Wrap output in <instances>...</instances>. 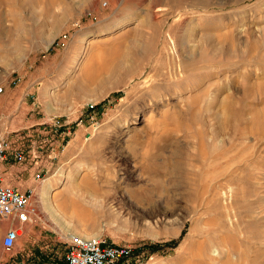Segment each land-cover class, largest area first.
<instances>
[{"label":"rangeland","instance_id":"374dc122","mask_svg":"<svg viewBox=\"0 0 264 264\" xmlns=\"http://www.w3.org/2000/svg\"><path fill=\"white\" fill-rule=\"evenodd\" d=\"M71 1L64 13L56 0H0V132L50 166L40 179L53 196L45 215L31 196L38 215L15 243L40 248L23 264H55L70 233L127 246L113 264H264V125L252 126L264 107V0ZM186 31L193 50L204 37L221 48L214 109L235 112L207 157L197 155L216 126L207 95L193 104L204 123L185 103L196 92L170 116L129 114L161 74L173 77V61L188 62L187 77L208 65L206 51L186 60ZM141 37L147 54L132 55ZM120 55L133 67L107 75Z\"/></svg>","mask_w":264,"mask_h":264},{"label":"bare ground","instance_id":"6f19581e","mask_svg":"<svg viewBox=\"0 0 264 264\" xmlns=\"http://www.w3.org/2000/svg\"><path fill=\"white\" fill-rule=\"evenodd\" d=\"M84 1H85V3H89L91 6L95 7L97 0H84ZM52 2H53V0H52ZM55 3L62 8L64 13H68L73 8V4H72L71 0H65V1L64 0H56ZM61 15H63V14H61ZM57 19H59L58 14H56L54 16V20H57ZM181 40H182L181 43L183 45L182 51L185 52V54L187 56L186 57L187 61H190L188 58H192V56H194V55L197 56L198 60H200L201 52L206 51L205 55L207 56V58L204 60L208 61V65L207 66H204V65L199 66L200 68L197 70H195V66H193L194 70L193 69H192L193 71L191 70L192 75L187 77V67H188L187 63L188 62H186V61L181 62V60H180V62H178L179 64L177 65V64H175L176 62L173 61L172 64L170 63L168 66L169 69L172 70L174 73L173 77L172 76L167 77V76H165V74H161L156 80H154L150 85H148L146 91L140 94L141 96L139 95V99H140V97L142 98V94L146 95V99H145L146 103H144L142 105V103H140V100L137 98L135 101V103L137 105L134 104L133 106H131L129 108V114H138L139 110H141L140 112L145 111V112H148L150 114H155L156 111L161 112V110L166 109V110H163L161 112V115L166 114L165 116H170L171 114L167 115V113H169V109H171L170 104L171 105L177 104L180 100L185 98V97H183V94L186 92H188V93L189 92H191V93L196 92L195 94H193V97L189 98L185 103L187 104L189 102V105H187V106H190V107H188V108L192 107L191 110H192L193 120L196 122H201L202 121V118H201L202 115H201V117L199 115L200 109L197 110V112H195L194 110L198 109L199 107L196 105L197 108H193V107H195V106H193V104H195V103L197 104V102L199 103L200 99L202 100L204 98V96L207 95V97H208L206 100V105H208L207 111H209L210 117L215 120L216 126H214L210 131L208 130V132H206V136L208 135L207 139H205V137L202 138V135H201V140L199 139L200 140V154H197L198 156L200 155L201 157H207L210 154L214 155L218 151V148H219V146H217V144H218L217 142H219V139H217L218 133L221 130L223 131V129H229V127L231 126L232 116L235 113L232 106L230 108L228 107V109H226V111L223 109L225 111V114H220L223 111L218 112V110L217 111L215 110L216 109L215 106L218 104L217 103L218 102V86L213 81H214V77L216 76V73H217L216 72L217 67H218L217 66L218 65L217 57H218L219 51H221V48L218 49L217 45L210 39V37H204L201 39V41H202L201 44L197 45L196 48L193 50L192 47H190L192 45L190 43H188L189 41L190 42L197 41V39H195L192 36V32L191 33L187 32V31L184 32ZM225 40H227V38H225ZM149 44H150V41L148 39H145L142 37H141V40L136 39L135 43L130 44L131 45L130 46L131 54L136 55V56H145L147 54ZM194 47H195V45H194ZM128 48H129V46H128ZM229 52H230L229 49H227V50H224L222 53H227L229 55L230 54ZM122 55H124V54H122ZM122 55H120L118 57V59H116L113 62V65L106 72L107 75L113 74V75L120 76L124 73H128V70L133 67V66H130V68H129V66H124V62H123L124 56H122ZM202 61H203V59H202ZM190 62L192 64V61H190ZM203 69H205L206 74L201 72V71H203ZM206 76L208 77V80L210 81L209 84L207 85V87L205 85L203 86V83H204L203 81L206 78ZM98 82L101 84H104L105 83L104 77L100 78ZM263 84H264V82H263ZM263 92H264V85H263ZM246 93L249 94L250 91L249 92L247 91ZM172 95H174V97H173L175 99V100H173L174 102L171 101ZM210 98H211V101L209 100ZM203 101H205V100H203ZM229 103L231 105V102H229ZM191 110H190V112H191ZM184 114H186V113H184ZM254 114L258 117H255V120H253L254 122L252 121L253 122L252 126H254V125L263 126L264 125V107L261 110H258L256 112L254 111ZM238 116L241 117V114ZM162 118H164V117H162ZM171 118L173 119V117H171ZM259 118H260V120H259ZM252 119H254V118H252ZM169 120H170V117H169ZM188 120L190 121V119H188ZM162 121H164V120H162ZM154 126H155V124H154ZM195 129L197 131V128H195ZM201 129L203 130V128H201ZM202 130H200V131H202ZM203 132H204V130H203ZM164 133L161 131V133H159L158 137L164 138V137H167V135H169L168 134L169 132H166L165 134ZM198 135H199V133H198ZM31 196H32V193H31ZM49 198H52V197H49ZM36 214L37 213L35 212V209H34V215H36ZM69 235L72 236L71 233Z\"/></svg>","mask_w":264,"mask_h":264},{"label":"built area","instance_id":"2783aa9c","mask_svg":"<svg viewBox=\"0 0 264 264\" xmlns=\"http://www.w3.org/2000/svg\"><path fill=\"white\" fill-rule=\"evenodd\" d=\"M8 144L6 137L0 133V162L4 158ZM13 155L17 161L22 159V153L19 150H15ZM33 217L31 190L19 191L15 187L4 184L0 179V221L18 222L17 225L7 228L1 236V247L7 251L11 250L21 234L22 225L31 224ZM129 252L130 249L124 245H111L94 237L72 235L66 241L63 264H113L126 257Z\"/></svg>","mask_w":264,"mask_h":264},{"label":"crops","instance_id":"0c3cea01","mask_svg":"<svg viewBox=\"0 0 264 264\" xmlns=\"http://www.w3.org/2000/svg\"><path fill=\"white\" fill-rule=\"evenodd\" d=\"M15 150H19L22 153V159L20 161H17L14 158L13 153ZM36 156H39V154H35L34 151H26L23 148H20L19 145L8 144V148L6 150L4 158L0 162V179L4 184L15 187L19 191L23 192L31 190L34 202L39 208L41 206V200H43L44 214L45 209L49 207L50 200L53 199L49 197L53 196L48 180L46 179L44 181V179H40V172L42 170L48 171L50 169V166L46 163L42 164L40 161L36 162L34 160ZM36 175H38V177H36ZM12 224L13 220H10V222L8 223H3V232H5L6 228ZM37 245L38 243L33 239H28V241H25L23 243V246H21V243H15L10 252L7 251L5 252L4 256H0V263L4 264L6 261H8L7 264H23V261L29 258L28 253L31 249L40 248ZM8 258L10 259L8 260ZM62 263L63 258L61 255V260L59 258V260L55 261V264Z\"/></svg>","mask_w":264,"mask_h":264}]
</instances>
